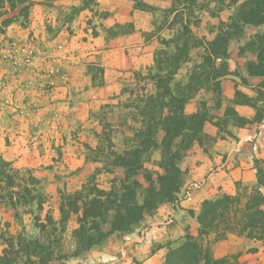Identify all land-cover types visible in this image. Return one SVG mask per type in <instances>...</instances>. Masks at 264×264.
Segmentation results:
<instances>
[{
	"label": "rangeland",
	"instance_id": "1",
	"mask_svg": "<svg viewBox=\"0 0 264 264\" xmlns=\"http://www.w3.org/2000/svg\"><path fill=\"white\" fill-rule=\"evenodd\" d=\"M74 1L77 2H74L75 4L69 8L70 11L67 13L71 21L75 20L74 16H79L84 9L90 8L91 11V15L88 14L89 18L82 20L83 25L79 22L72 29L75 36L76 56L78 57L85 49L86 41L92 39V36L102 34L105 47L106 43H109L107 47L114 48V51L105 55L88 56L89 58L85 60V68L91 74L93 86L105 84L108 74L116 79L115 85L111 90L97 89L91 93L92 96L89 100H91L90 109L92 112L90 111L89 115L85 113V115H71V117L62 118L59 115L50 117L40 115L41 105L31 101L22 106L10 102L2 105L11 110V114L19 115V118L24 119L25 122H27V118L33 117L36 121L34 122L33 136L29 137L28 135L26 139L27 143L34 145V152L29 153L31 157L30 155L26 156L27 159L31 158V163L27 164L24 161L25 164L14 165L0 153L1 158L11 164L6 171L10 173L14 181L9 186L7 184L8 177L2 176V159L0 158V249L3 248L4 242L10 238L11 234L36 237L43 222L47 223V228L53 226V223L48 224L47 218L51 215L55 223L61 217L59 212L60 191L74 192L81 189L87 182L91 187L96 182L101 188L110 189L115 177L122 176L120 170H115L113 167L114 158L107 155L111 151H121L124 147L131 146V140L126 143V139L132 137L134 133L129 127H144L142 120L145 119L141 115H136L137 121H135L133 115H128L130 110L126 109L124 105L130 94L124 89H132L135 83L139 82V85H146L147 93L154 91L155 87L152 81L147 80L146 77H150V72L156 73L154 58L157 50L163 47L162 39H168L174 35V31L170 29L171 22L178 14L174 9L182 10L183 6L189 7L185 19L190 18L192 22H195L196 24L192 23L195 34L204 38V43L194 47L190 52L193 61L200 60L199 55L204 53L206 42L217 35L220 26L227 27V23L230 21L229 17L234 10V0H114L116 8L113 10L98 7V4L107 0ZM18 11L19 8L16 9V12H11L10 15ZM135 12L136 16H134ZM116 15L117 17H115ZM114 17L115 19H113ZM116 18L120 20L116 21ZM27 22H29V17L27 19L20 17L17 20V23L23 25H27ZM263 30L264 25L246 27L244 33L230 41L227 59L229 77H231L229 79H232L235 84L231 92L224 93L221 86V94L216 95L213 86L207 85L187 104L186 111L189 113L202 108L203 112L207 114V121L199 129V141L194 142L192 147L184 153L179 163L183 171L181 175L183 184L195 159V154L209 153L213 146V140L221 139L224 143L227 140L234 141L236 135L229 127L241 126L240 123L246 121L253 122L243 115H254L253 118L257 115L259 122L264 121V77L250 76L245 68V63L252 55L247 53L245 56H241L239 54L240 47L255 33ZM28 44L30 48L35 45L33 42H28ZM125 44L129 45L125 47ZM131 44H134L132 48H130ZM120 45L123 50L117 49L120 48L118 47ZM13 46L9 53H3L0 50V59H4L18 69L28 70L30 64L34 63H32L33 56L27 55L21 62L17 50ZM3 48H6V45ZM45 49L48 51L47 48ZM48 59L46 73L58 72L62 78H65V74L60 73L62 56L49 55ZM193 65L194 63L191 62L184 64L177 73L176 79L186 80ZM106 70L112 72L106 75ZM20 72H24V70ZM206 125L208 130L216 129L217 133L205 131ZM72 146H74V150ZM74 157L75 159H73ZM160 157V151L148 150L143 157L145 167L155 171ZM215 168L214 170H217ZM257 168V180L254 184L241 185L236 193L224 192L216 197L221 199L228 195L231 200L227 203V208L225 207L221 211L208 233H202L197 218L202 207L201 204L200 209L195 212V226L192 230H187L173 246L182 243L185 236L190 234L204 248H208L215 258L236 256L239 259L240 255L256 252L257 247H247L246 244V242L256 239L248 238L243 227L246 221V205L252 201L254 195L258 193L264 195V164ZM99 169H101L100 172ZM110 170L116 172L112 173ZM210 176L211 174L205 179ZM203 181L186 184L184 190L180 194L178 193L177 200L184 199ZM143 192L144 188L139 191L141 194ZM139 198L141 199L142 195ZM11 201H16L17 204L13 206ZM38 203L43 204L42 208ZM262 207L264 208V203ZM151 214H146L142 220ZM168 221H172L171 218H168ZM148 223L143 224L141 229L146 230ZM77 226V217L73 215L66 222L65 231L62 233L64 247H67L71 251L70 253L75 245L72 230ZM121 234L117 232L112 235L117 237ZM52 239L54 241V238ZM219 240L228 243L223 249V252L228 251V253L222 256H217L213 251L214 243ZM259 241L264 245L263 240ZM230 242L233 243V246H230ZM255 248L256 251H254ZM88 251L79 256L70 257L66 264H97L96 256H90ZM254 260V257L245 261L239 259L244 264H250Z\"/></svg>",
	"mask_w": 264,
	"mask_h": 264
},
{
	"label": "trees",
	"instance_id": "2",
	"mask_svg": "<svg viewBox=\"0 0 264 264\" xmlns=\"http://www.w3.org/2000/svg\"><path fill=\"white\" fill-rule=\"evenodd\" d=\"M31 5L32 0H0V17L6 15L2 25L7 26L20 17L27 19ZM18 8L17 13L10 15ZM188 9L187 6H183L182 10L174 9L178 12L170 25L174 35L163 38V47L155 54L156 73L150 72V77H146L152 81L154 91L147 93L146 85H139V82L132 89H124L130 94L124 105L130 110L128 115H133L135 121L136 115L145 119L142 120L144 127H129L134 133L126 139V143L131 140V146L107 155L114 158L113 167L119 169L122 176L115 177L110 189L101 188L96 182L91 187L87 182L74 192L60 191V219L54 223L49 215L48 224L53 223V226L47 228V223L43 222L36 237L11 234L0 249V264H66L70 257L83 254L116 232L132 231L146 214L153 213L163 202L178 199L183 184L179 163L184 153L199 141V129L207 121V114L202 108L189 113L186 106L207 85L213 86L216 95L221 94V78L229 74L227 59L230 41L244 33L246 27L264 25V0H234V10L227 27L220 26L217 35L206 42L204 53L199 55L200 60L193 61L190 52L202 45L204 38L195 34L192 23H196L190 18L185 19ZM247 53L252 55L245 63L248 74L264 77V30L255 33L240 47L241 56ZM190 62L194 65L188 78L177 80L179 70ZM252 121L259 122V117L256 115ZM148 150L160 151L155 171L145 167L143 157ZM1 159V174L8 177L7 184L10 186L14 181L6 169L11 164ZM115 170L110 171L113 173ZM143 188L144 192L139 193ZM230 200L225 195L221 199L209 198L202 202L197 216L202 233L209 232ZM11 202L13 206L17 204L16 201ZM263 203L264 195L258 193L246 205L243 230L250 239L264 241ZM38 204L42 208L43 204ZM73 215L77 217L78 226L72 230L75 245L70 253L64 247L62 233ZM162 264L244 263L236 256L213 257L208 248L187 234L182 243L168 247Z\"/></svg>",
	"mask_w": 264,
	"mask_h": 264
},
{
	"label": "crops",
	"instance_id": "3",
	"mask_svg": "<svg viewBox=\"0 0 264 264\" xmlns=\"http://www.w3.org/2000/svg\"><path fill=\"white\" fill-rule=\"evenodd\" d=\"M74 2L77 1L32 0L27 25L14 21L3 26L2 22L6 15L0 17V27H2L0 50L9 53L14 45L13 48L17 50L21 62L27 55L33 56L32 63L34 62L30 64L28 70L23 69L24 72H20L23 71L21 68L18 69L4 59H0V153L14 165L25 164L24 161L27 164L32 162L31 158L27 159L26 156L31 157L29 153L34 152V145L27 143L26 139L28 135L33 136L36 120L34 117L27 118L25 122L24 119L19 118V115L11 114L12 111L2 105L10 102L22 106L31 101L41 105L40 115L49 117L59 115L60 118L85 115V113L89 115L92 112L91 100H89L91 93L97 89L111 90L115 85L116 79L108 74L112 71L106 70V75L109 76L105 84L93 86L91 74L85 68V60L89 58L88 56L105 55L114 51V48L107 47L109 43H106L105 47L102 34L92 36V39L86 41L85 49L83 48L82 53L76 56L75 36L72 29L79 22L83 25L82 20L88 19L91 11L90 8H86L71 21L67 13ZM113 2L115 3L114 0H107L98 4V7L113 10L116 8ZM136 15L135 12L134 16ZM119 20L116 18V21ZM28 42H33L35 45L30 48ZM4 45L6 48H3ZM133 45L131 44L130 48ZM118 47L119 50L123 48L122 45ZM49 55L62 56L60 73L65 74V78H62L58 72L46 73ZM229 76L227 74L221 78L224 93L231 92L235 87L234 81L229 79L231 78ZM243 116L250 120L254 117V115ZM205 128L207 132L217 133L216 129L208 130L207 125ZM229 128L236 135L235 140H227L225 143L221 139L213 140L209 153L195 154L179 194L190 182L204 180L200 186L192 190L184 199L162 203L153 214L136 224L132 231L122 234L118 232L120 236L112 235L110 236L112 238L109 237L92 247L88 252L90 256H96L97 264H162L168 247L173 246L187 230H192L195 226V212L200 209L205 199L216 198L224 192L236 193L241 185H252L256 182L257 167L264 164V121L247 122ZM72 147L74 150V146ZM184 168L186 169L187 166ZM209 174L211 176L205 179ZM168 218L172 221H168ZM146 222H149L146 230L141 229ZM225 244L228 243L223 240L214 243L213 251L217 256L228 253V251L223 252ZM229 244L233 246L232 242ZM246 244L247 247H257L258 250L240 255L239 259L245 261L254 257L255 260L250 264H264V245L261 241L252 240Z\"/></svg>",
	"mask_w": 264,
	"mask_h": 264
}]
</instances>
